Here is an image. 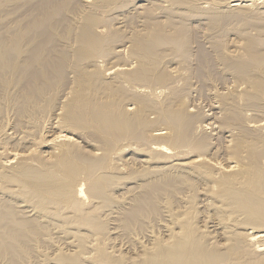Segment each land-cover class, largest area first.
<instances>
[{"label": "bare ground", "instance_id": "obj_1", "mask_svg": "<svg viewBox=\"0 0 264 264\" xmlns=\"http://www.w3.org/2000/svg\"><path fill=\"white\" fill-rule=\"evenodd\" d=\"M0 264H264V0H0Z\"/></svg>", "mask_w": 264, "mask_h": 264}]
</instances>
